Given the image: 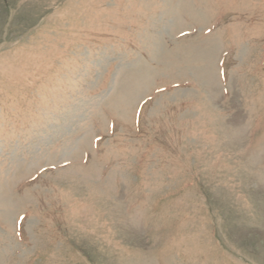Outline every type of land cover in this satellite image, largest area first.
<instances>
[{"label": "rangeland", "instance_id": "rangeland-1", "mask_svg": "<svg viewBox=\"0 0 264 264\" xmlns=\"http://www.w3.org/2000/svg\"><path fill=\"white\" fill-rule=\"evenodd\" d=\"M0 264H264V0H0Z\"/></svg>", "mask_w": 264, "mask_h": 264}]
</instances>
